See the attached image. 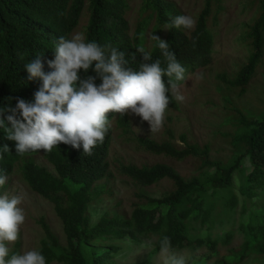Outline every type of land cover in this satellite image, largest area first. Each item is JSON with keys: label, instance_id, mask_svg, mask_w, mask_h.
I'll return each instance as SVG.
<instances>
[{"label": "trees", "instance_id": "obj_1", "mask_svg": "<svg viewBox=\"0 0 264 264\" xmlns=\"http://www.w3.org/2000/svg\"><path fill=\"white\" fill-rule=\"evenodd\" d=\"M134 5V0H0V109L9 105L14 108L18 98L34 102L42 81L28 80L25 65L43 55V70L50 72L47 61L54 59L59 37L69 39L82 20L80 33L87 41L99 44L105 55L110 54L111 48L124 52L127 66L133 70H139L143 63L137 51L140 47L151 55L149 62L160 60L161 67L166 68L158 42L150 39L152 34L169 43V51L186 69L185 77L197 67L209 64L213 32L225 10L224 0H203L191 30L169 27L174 17L184 15L174 1L140 0L136 10ZM248 5L254 17L244 25L241 38L248 51L247 61L234 74L222 72L216 77L223 100L221 126L227 128L216 136L228 146L226 159H211L208 144H188L183 137V146L173 141L135 138L127 115L115 112L107 114L108 119L117 115L115 128L111 126L103 143L98 142L91 155L83 154L82 146L74 149L59 144L50 152L39 150L20 156L16 142L7 140L0 129V176L8 177L19 165L25 186L52 205L61 223L63 244L43 220L39 221L43 238L38 251L46 264H115L113 253L118 248L107 245V241L129 239L139 243L144 238H154L147 259L133 263L150 264L160 252V241L165 236L170 239L171 250L206 248L204 254L192 256L186 264H240L251 256L256 264H264V88L253 107L243 103L257 76L264 77V0H249ZM93 69L94 65L87 72L81 69V80L96 76ZM162 79L170 88V78ZM95 83L99 86L101 80L97 77ZM168 95V108L176 109L175 98L170 92ZM9 114L0 117L7 127H11L6 120ZM17 118L22 119L19 114ZM117 130L119 137L134 142L148 154L174 162L192 160L195 171L185 179L164 163L121 166L119 175L127 181L142 187L168 181L172 189L159 199L140 195L130 215L104 213L91 226L88 208L106 193L100 183L110 177L107 158ZM5 145L9 151L4 150ZM37 155L49 168L35 163ZM245 163L248 167L243 168ZM258 201L259 206L255 205ZM239 204L238 228L243 243L219 257L216 247L220 238H213L209 231L201 237L199 230L207 224L210 229L216 221L230 222ZM231 236L225 234L222 240ZM13 254L17 251L6 259Z\"/></svg>", "mask_w": 264, "mask_h": 264}, {"label": "clouds", "instance_id": "obj_2", "mask_svg": "<svg viewBox=\"0 0 264 264\" xmlns=\"http://www.w3.org/2000/svg\"><path fill=\"white\" fill-rule=\"evenodd\" d=\"M196 21L187 15L172 19L169 27L191 30ZM150 39L158 42V48L166 61H151V55L143 47V63L139 70L128 67L125 53L111 48L110 54L95 41H87L82 33H75L69 39L59 37L54 48V59L48 60L50 72L45 73L43 55L25 65L28 80L39 79L42 86L34 94V102L17 99L16 106L0 109V117L5 113L7 122L0 118L7 140L16 142L17 155L43 150L50 152L59 144L71 145L74 149L82 146L83 154L91 155L97 143H103L111 128L109 112L121 116L132 113L150 125L152 132L163 127L165 112L169 106V92L178 102H183L182 93L186 80V69L169 51V43L156 35ZM94 65L96 76L81 80L78 75L83 69L87 72ZM170 78V88L165 86L162 77ZM101 80L96 85V78ZM174 77V79H171ZM197 78H201L197 76ZM19 114L22 119L17 118ZM5 151H9L7 145ZM7 176H0V187ZM22 195H0V264H46L45 257L38 250H28L22 254H13L10 259L8 244L17 241L21 226L25 222V211L20 205ZM160 255L163 264H186L183 256L171 251L168 237L160 241Z\"/></svg>", "mask_w": 264, "mask_h": 264}, {"label": "rangeland", "instance_id": "obj_3", "mask_svg": "<svg viewBox=\"0 0 264 264\" xmlns=\"http://www.w3.org/2000/svg\"><path fill=\"white\" fill-rule=\"evenodd\" d=\"M178 4V8L184 15L196 19L197 13L201 10L203 0H171ZM134 9L140 0H134ZM249 0H224L225 10L219 17V21L214 28V45L210 55L209 64L197 67L192 73L186 76L182 93L185 96L183 102L177 103V108H167L163 127L152 132L150 125L143 121L141 117L127 113L130 127L135 138L149 139L157 142L173 141L178 146H183L181 137L188 144L210 146L211 159H226L228 155V146L217 132L227 131L223 122V100L217 90L216 77L222 72L229 75L234 74L239 66L246 63L248 51L242 43L244 25H248L254 17V11L249 8ZM84 25L83 20L76 33H80ZM200 76L201 78H197ZM264 88V77L258 75L247 98L243 100L244 104L253 107L256 98ZM116 114L110 119V123L115 128ZM119 131H115L112 136V142L108 152L107 161L109 163L110 177L105 179L102 184L106 193L98 198L88 208L90 225H95L104 213H123L130 215L133 206L139 201V196H145L153 199H159L169 192L172 187L170 182L161 181L151 187H142L130 181L125 180L119 175V168L123 165H134L137 167L151 166L157 163H164L173 167L182 177L188 179L194 173L192 160L174 162L169 159L148 154L134 142L128 143L123 137H119ZM34 161L39 166L49 168L42 156L37 155ZM248 167L247 164L243 168ZM236 184L235 188L236 189ZM236 193H238L235 190ZM7 193L9 196L22 195L23 202L20 205L25 211V222L21 226L19 238L16 242L8 244L9 254L17 251L22 254L28 250H38L43 233L39 221L43 220L52 230L60 243H64L62 226L55 216L51 204L32 193L23 183L19 165L14 167L11 175L3 187H0V195ZM260 205L261 201H258ZM250 207H253L250 205ZM240 204L237 206L234 216L230 222L222 216L225 222L220 224L218 221L213 227L207 229L210 224L205 225L199 230L201 237H205L207 232H211L213 238H220L216 250L219 257L228 255L231 251L237 250L243 243V234L238 228ZM231 233L229 240H222L225 234ZM155 239L144 238L139 243L129 239L118 241L109 240L107 245H113L118 251L113 253V262L115 264H133L140 263L147 259L149 252L153 249ZM177 256H183L185 261L192 256L198 257L206 252V248L185 247L182 250H171ZM55 264V263H53ZM150 264H163V258L160 252L151 259ZM240 264H256L254 256L244 260Z\"/></svg>", "mask_w": 264, "mask_h": 264}]
</instances>
